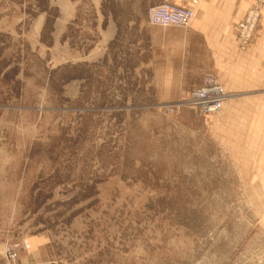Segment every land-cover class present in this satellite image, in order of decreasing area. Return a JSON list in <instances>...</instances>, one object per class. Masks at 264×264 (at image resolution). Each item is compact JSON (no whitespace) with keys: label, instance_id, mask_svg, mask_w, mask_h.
Listing matches in <instances>:
<instances>
[{"label":"rangeland","instance_id":"1","mask_svg":"<svg viewBox=\"0 0 264 264\" xmlns=\"http://www.w3.org/2000/svg\"><path fill=\"white\" fill-rule=\"evenodd\" d=\"M148 5L0 0V264H264L257 97L214 76L201 114L183 100L210 73L169 98L125 76L128 33L99 60L96 12Z\"/></svg>","mask_w":264,"mask_h":264},{"label":"crops","instance_id":"2","mask_svg":"<svg viewBox=\"0 0 264 264\" xmlns=\"http://www.w3.org/2000/svg\"><path fill=\"white\" fill-rule=\"evenodd\" d=\"M163 1L193 8L187 28L148 25L145 14L123 20L122 11L98 10V41L94 48L101 55L99 60L106 49L119 41L122 33H128L130 64L125 76H169L171 92L166 94L170 98L200 85L206 74H213L232 95L257 97V104L247 107L257 114L253 119L261 127L264 123V11L249 45L240 50L236 25L252 0H148V6ZM258 159H264V148L259 149Z\"/></svg>","mask_w":264,"mask_h":264},{"label":"built area","instance_id":"3","mask_svg":"<svg viewBox=\"0 0 264 264\" xmlns=\"http://www.w3.org/2000/svg\"><path fill=\"white\" fill-rule=\"evenodd\" d=\"M264 11V0H252L245 16L236 25V40L238 48L244 50L249 45L260 23L261 12ZM193 8L182 7L167 1L149 6L146 10V23L152 26L187 28L192 17ZM214 75L209 74L205 83L193 88L183 100L201 114L208 115L220 111L226 100L227 93L223 87L214 81ZM5 252L14 259L9 247Z\"/></svg>","mask_w":264,"mask_h":264},{"label":"bare ground","instance_id":"4","mask_svg":"<svg viewBox=\"0 0 264 264\" xmlns=\"http://www.w3.org/2000/svg\"><path fill=\"white\" fill-rule=\"evenodd\" d=\"M238 45V44H237ZM219 112V111H218ZM212 115V114H211Z\"/></svg>","mask_w":264,"mask_h":264}]
</instances>
